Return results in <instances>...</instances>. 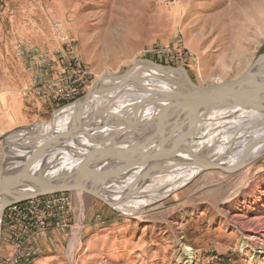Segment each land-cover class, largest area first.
Returning <instances> with one entry per match:
<instances>
[{
    "label": "rangeland",
    "instance_id": "1",
    "mask_svg": "<svg viewBox=\"0 0 264 264\" xmlns=\"http://www.w3.org/2000/svg\"><path fill=\"white\" fill-rule=\"evenodd\" d=\"M55 23L74 39L92 74L84 95L96 81L143 59L184 68L205 86L240 77L264 55V0H0V167L6 147L17 146L8 145L13 133L50 122L57 111L77 102L56 106L37 97L15 55L21 41L57 47ZM157 72L152 64L139 62L129 76L147 80ZM113 91H99L87 105L86 117L95 116L83 123L85 132L105 133L124 123L119 112L108 114L120 103ZM247 166L245 177L196 166L190 179L157 198L162 189L154 177L133 182L121 171L120 179L107 186L115 190V207L72 192L73 225L49 229L36 242L41 250L22 264H260L264 257L249 247L246 236L251 225L264 219V156ZM145 185L149 190L139 191ZM7 236L1 215L0 264L13 250Z\"/></svg>",
    "mask_w": 264,
    "mask_h": 264
},
{
    "label": "bare ground",
    "instance_id": "2",
    "mask_svg": "<svg viewBox=\"0 0 264 264\" xmlns=\"http://www.w3.org/2000/svg\"><path fill=\"white\" fill-rule=\"evenodd\" d=\"M80 62H82L81 56ZM147 80L138 81L128 76L122 81L106 80L100 85L99 91L103 89L114 90L116 101H120L114 108H110L112 111H109L108 114L119 112V116L121 115L119 120L124 122L112 131L106 129V133H131L133 131L136 134L154 133L160 127L163 130L165 129L166 133H171L175 125L173 122L176 123L177 121L175 116H178V110H174V107L179 101L178 98L172 96L190 92L191 88L188 81L182 74L175 71L152 73ZM98 92L86 101L79 100L57 111L54 119L50 122L13 133L8 141V145H17L10 147L13 150V155L22 153L24 148L33 142L39 144L54 134L70 131L76 126H79L80 131L85 132L86 125L83 123L93 118L95 114H90L87 118L86 115L90 111H83L88 108L87 105L97 96ZM165 109L170 111L165 115L166 117L163 116ZM172 113L174 116H171ZM112 117L118 116L112 115ZM167 117L170 120H167ZM165 120L167 122L162 126ZM196 121V125L189 132L186 144L180 148V151H177L170 162L172 166L154 176V184L159 185L158 190L162 189L154 198L164 196L190 179L197 170V168L195 169L196 166L215 165L227 169L228 177H235L236 175L245 177L247 168L243 169L255 159L264 156L263 106L254 105L251 102L239 105L235 100L231 104L214 105L211 103L197 113ZM87 133L89 134V132ZM173 134H176V132ZM113 141L108 139L93 143L87 137L80 138L82 145L86 144L87 148L72 144L71 146H74V149L71 150L74 151H68L67 149L48 151L44 155L45 160L38 161L32 166L31 170L49 174H57L66 170L71 171L78 166L84 155L89 153V150H95L97 146ZM127 144H129L127 141H119L108 147H110V153L112 154L133 152V155L139 156L140 159L144 154H153L154 156L166 154L169 151V146H159L158 144H138L137 151H133L131 145L129 147V145L126 146ZM30 157L31 152H28L24 160L18 162L19 166H24ZM138 173L130 172V178L135 179ZM140 181H142L141 183L146 182V180ZM149 186H142L139 191L149 190ZM158 190L154 189V193H157ZM76 239H74V242ZM246 239L249 247L255 253L264 257V219L248 228ZM74 242L71 245L70 257H72L74 250ZM260 264H264V261Z\"/></svg>",
    "mask_w": 264,
    "mask_h": 264
},
{
    "label": "water",
    "instance_id": "3",
    "mask_svg": "<svg viewBox=\"0 0 264 264\" xmlns=\"http://www.w3.org/2000/svg\"><path fill=\"white\" fill-rule=\"evenodd\" d=\"M139 62L150 63L160 72L166 69L177 71L188 81L191 88L190 92L172 96L178 98L179 101L174 107V110H178V118L171 133H166L165 129L163 130L160 127L154 133H102L104 131H95L98 133L88 134L80 131L79 126H76L70 131L54 134L39 144L33 142L18 155L10 156L11 149H8L9 146H7L0 167V220L3 211L10 204L61 192L87 193L110 207H115L117 201L112 199L115 190L108 189L107 186L120 179L119 172H139L135 181H133L136 182L148 180L172 166L170 162L177 151H180V148L186 144L191 128H194L197 123V121L195 122L196 115L203 107L211 103L214 105L231 104L234 100L239 105L251 102L254 105L264 107V55L257 65L250 67L240 77L205 86L197 85L184 68L162 66L145 59ZM136 65L121 74L106 75L96 81L87 94L79 100L86 101L100 90V85L106 80L122 81L126 79ZM102 124L106 125L107 123ZM174 132L176 134H173ZM83 137H87L93 143L108 139L114 140L111 144L119 141L134 142L132 143L134 144L132 146L133 151L138 148V144L169 146V151L166 154L154 156L153 154H144L140 159L139 156L133 155V152L112 154L110 153V147H106L104 150H89V153L84 155L78 166L68 172L49 174L31 170L32 166L38 161L45 160L44 155L48 151L57 149L74 151L71 150L74 149V146H71L72 144L87 148L86 144L82 145L80 142V138ZM28 152H31L30 159L26 161L24 166L20 167L18 162L23 161ZM210 166L221 168L215 165ZM123 197L125 198L126 195Z\"/></svg>",
    "mask_w": 264,
    "mask_h": 264
},
{
    "label": "built area",
    "instance_id": "4",
    "mask_svg": "<svg viewBox=\"0 0 264 264\" xmlns=\"http://www.w3.org/2000/svg\"><path fill=\"white\" fill-rule=\"evenodd\" d=\"M58 45L53 49L42 48L27 42L14 46L31 77L36 96L51 105H64L78 101L87 91L92 74L71 35L55 23ZM74 204L72 192L40 196L10 204L2 214L8 230L7 240L12 243L11 254L3 264H22L32 252L41 249L36 242L44 238L49 229L66 230L73 223Z\"/></svg>",
    "mask_w": 264,
    "mask_h": 264
},
{
    "label": "crops",
    "instance_id": "5",
    "mask_svg": "<svg viewBox=\"0 0 264 264\" xmlns=\"http://www.w3.org/2000/svg\"><path fill=\"white\" fill-rule=\"evenodd\" d=\"M51 105V104H50Z\"/></svg>",
    "mask_w": 264,
    "mask_h": 264
}]
</instances>
